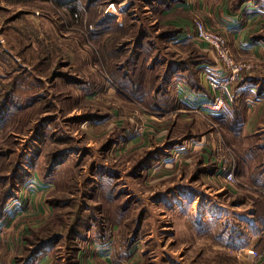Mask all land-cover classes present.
<instances>
[{
  "label": "rangeland",
  "instance_id": "rangeland-1",
  "mask_svg": "<svg viewBox=\"0 0 264 264\" xmlns=\"http://www.w3.org/2000/svg\"><path fill=\"white\" fill-rule=\"evenodd\" d=\"M63 1L0 0V40L31 74L4 78L16 65H8L0 47V103L16 78V98L4 102L11 116L17 112L0 134V190L25 177L6 202L18 209L14 223L0 231L13 241L2 245L20 248L21 259L58 234L45 247L50 264H79L76 252L81 260L88 257L84 250L92 264L94 257L101 261L98 254L108 255L110 264H264V0H206L208 12L191 20L195 41L186 43L156 38L175 26L167 22L182 9L164 13L167 7L162 12L157 1L151 7L124 0L127 24L137 23L151 43L146 65L156 58L171 72L168 64L188 59L191 69L202 54L200 65L214 66L215 73L198 65L201 91L214 99L209 80L229 81L230 114L201 108L191 97L184 105L173 100L168 111L153 110L121 93L114 84L119 73L108 72L100 54L111 32L89 29L110 3L121 25L119 0H99L85 10ZM196 22L221 40L241 68L237 75L215 43L197 39ZM118 45L123 56L139 50L129 34ZM39 53L48 57L45 73L32 65ZM32 93L39 96L26 101ZM150 97L161 102L153 91Z\"/></svg>",
  "mask_w": 264,
  "mask_h": 264
},
{
  "label": "trees",
  "instance_id": "trees-1",
  "mask_svg": "<svg viewBox=\"0 0 264 264\" xmlns=\"http://www.w3.org/2000/svg\"><path fill=\"white\" fill-rule=\"evenodd\" d=\"M29 0H17V2L23 3L28 2ZM99 0H67L66 2L69 3L70 8L72 10H75L79 7V5L84 6L86 9L88 7L97 4ZM154 1H157L158 3H161L163 5V0H146L147 4L151 7H154ZM167 7H170L181 0H167ZM59 2H65L63 0H59ZM105 2V1H103ZM119 6V10L121 13L125 16L126 20L124 19V22H122L121 25L115 24V20L113 18H104L99 17L98 19L94 20V24L97 28V30H100L103 33H109L110 37L106 40L104 44V48L101 49L100 54L102 53V62H104L105 67H108V72H118L117 75L118 81H116L115 86L116 89L119 90L121 93L125 94L126 96H129L130 98L136 100L140 104L147 105L149 108L153 110H164L168 111L171 109L173 98L171 93L166 90L167 86H169L171 79L173 76L177 74L178 79H182L187 84H189L193 89L198 90L200 89V85L198 84V71L201 63L205 61L202 59L201 55L199 54L197 59L190 61L191 63V69L188 66V59L187 62H178L176 63V66H174L173 62L172 64H168V69H171V72H169L168 76L165 77V72L162 70L161 66L158 65L157 62H155L151 66H147V61L150 59L151 53V43L149 41H146L145 31L140 26H137V23H128L127 19L129 18L128 14H126L127 8L129 7L128 2L124 4V0H119L117 2ZM166 5V4H165ZM180 32V29L175 26H166L165 30H163L159 35L156 36L159 40L167 43L168 41L172 40L173 37H175ZM132 35L133 42L136 48L139 50H134L133 52L127 54V56H123V54L126 52L124 49L119 48V41L120 39L125 35ZM176 43V42H174ZM27 48H25L26 50ZM141 49V51H140ZM125 51V52H124ZM147 58V59H146ZM189 58V57H188ZM204 58V56H203ZM48 57L47 54L42 55L39 53L37 57V63L34 62L35 67H41V70L43 73L44 71L48 69L49 64L44 66V63L47 61ZM146 59V60H145ZM208 60V59H207ZM206 60V61H207ZM147 64V65H146ZM161 67V68H160ZM194 69H193V68ZM34 69V68H33ZM45 69V70H44ZM188 73L184 74V72ZM34 71V70H33ZM174 72V75H172ZM172 73V74H171ZM171 74V76H169ZM29 72V77H30ZM39 81V80H38ZM40 82V81H39ZM115 82V81H114ZM12 86H9L8 89H6L2 102L0 103V130L3 131L4 127L13 119L17 112H14L15 114H10V109L7 108L8 105H5V102L11 94H13V86L15 84V80L11 81ZM3 91L4 90H1ZM151 91L156 93L157 101H161L156 103V101L150 97ZM33 94V93H32ZM37 95V94H36ZM39 95H37L38 97ZM29 96H26V101H32V97L28 98ZM16 98V97H15ZM151 98V99H150ZM153 100V101H152ZM12 108V107H11ZM16 108V107H15ZM60 157V155H57L52 158L51 164L52 167L55 166L56 160ZM15 170V169H14ZM13 170V171H14ZM27 175V174H26ZM25 175V176H26ZM19 181L12 186L11 190H0V219L4 216V209L6 202L10 200L13 191L17 190L19 187H21V184L25 180V177L23 180L20 181L21 178H17ZM17 188V189H16ZM259 221V220H258ZM260 221L264 222L263 216H261ZM56 238L60 239L59 235H56ZM55 238L48 237L44 238L39 241V243L36 244L34 249H32L28 254H26L24 257L22 256L21 259L14 258L16 264H34L33 262V256L36 255L41 250H44L48 244H51L52 241L55 243L58 239L54 240ZM2 246L0 242V247ZM25 250V253L27 251L26 245L23 247ZM23 251V252H24ZM24 253V254H25ZM77 254V252H76ZM76 258L75 254L71 255L70 263L74 261ZM18 259V261H17ZM76 262L72 263L75 264Z\"/></svg>",
  "mask_w": 264,
  "mask_h": 264
},
{
  "label": "crops",
  "instance_id": "crops-1",
  "mask_svg": "<svg viewBox=\"0 0 264 264\" xmlns=\"http://www.w3.org/2000/svg\"><path fill=\"white\" fill-rule=\"evenodd\" d=\"M206 3H207L206 0H186V1L181 0L180 2L174 4L170 7H167L168 6L167 3H166V5H162V7H160L161 8L160 10L162 12H164V9H165L164 7H167L166 9H168V10H165L164 13L169 12L175 8L183 10L182 15L177 16L176 19L174 18V19H171L167 22V23H170V22L175 23V26H178L180 29L179 34H177L175 37H173V39L170 40V42H177V43H180V42L184 43L185 42L186 43L187 41H193L194 40L193 39L194 38V30H193V25L191 24V20L193 19L194 16L200 14L201 12L204 14L208 12V10L206 8ZM221 8H222V6H221ZM222 10H223V12H225L224 7L222 8ZM211 12L213 13L212 8H211ZM213 14H215V13H213ZM227 16H229L230 19L236 18L235 15L227 14ZM16 18L17 17H15L14 20ZM213 18H214L213 16H210L209 20L214 22ZM7 22H12V19H9ZM167 23L165 22V24H167ZM173 23H171V24H173ZM193 44H196V46L199 47V45L197 43L194 42ZM0 47H1L2 53H4L6 56L7 55L10 56V57H8L9 58V62H8L9 64L8 65H11V66H13V64L16 65L7 72V74H10L9 76L4 75L3 77L6 78L7 80H9L16 73L17 74L21 73L24 76L29 77V71H30L28 68L29 66L27 67V65L25 63H20L19 59L16 58L17 56H14L13 55L14 53L12 52L13 53L12 54L5 47L3 40H0ZM156 61H157L156 58H152L150 60L149 66L153 65ZM199 67L206 74L208 73L210 75V74L215 73V67L212 65H210V66L209 65H199ZM32 71H31V73H32ZM168 74H169V72H166L165 77H167ZM1 76H2V74H1ZM18 77L19 76H17V78ZM175 78L177 79L176 75L173 76V78L171 79L170 84H169V87L171 89L170 93H172L171 95H172L173 100H175V102L176 101H177V103L181 102L184 105L185 100L188 97H191L190 99L193 103H203V102H206L208 99H210L209 97H207V96H209L208 95L209 92L206 91V94H205L203 91H201L202 87H204V86H203V82L200 80L201 79L200 74H198V79H199L198 84L200 85L201 89H198V90L193 89L189 84H187L182 79H179L181 81L178 82L175 80ZM14 80H16V78H14ZM36 80L41 81V78L36 76ZM259 94H261V93L259 90H257V96H259ZM13 96H14V94H11L9 96L10 97L9 99H13ZM28 96H29L28 98L32 97V99H34V98L37 99L36 94H29ZM14 97H16V96H14ZM183 99H185V100H183ZM185 111H187V110H185ZM91 121H92V119H91ZM1 132H2V130H0V134H1ZM17 209H18V206L8 208V206L5 205L4 216L2 217V219H0V231H1V228H3V226L6 224V222L8 220H10V223H14L15 220L14 221H12V220L15 217L14 211ZM44 210H45V208H44ZM43 211H42V213H43ZM4 235H5V238H3ZM4 235L0 236L1 244H2V242H9L10 243V241L11 242L13 241L11 235H9V234H4ZM8 247L9 248H7V249L5 248V245H2L0 247V264H16L14 258L17 256L16 254L19 253L18 251H21V250H20V248L19 249H12L10 245H8ZM48 250L49 249L46 248V249L41 250L38 253H36V255H34L32 257L34 264H50V253ZM85 254L88 257H85L81 260H80V254H78V253L76 254L77 259H78V263L79 264L80 263L92 264L91 258H89L90 255H89V253H87L86 250H84V254H82V255H85ZM99 257L101 258V261L99 259H97V257H94L93 264L94 263H96V264H110V259L108 258V255L106 257V256H102L101 254H98V258ZM95 258L97 261L95 260Z\"/></svg>",
  "mask_w": 264,
  "mask_h": 264
},
{
  "label": "built area",
  "instance_id": "built-area-1",
  "mask_svg": "<svg viewBox=\"0 0 264 264\" xmlns=\"http://www.w3.org/2000/svg\"><path fill=\"white\" fill-rule=\"evenodd\" d=\"M77 9L85 10V7L81 5ZM102 16L104 18L118 17L120 19V16L117 10L114 8L112 3L108 4L104 8ZM89 29L91 30V33L97 34L101 32L100 30H97L93 24L89 26ZM195 30L197 31V34H196L197 39H200L205 42L215 43V46L219 48V54H221L220 57L227 63L228 67L234 68L233 70V72L235 73L234 75H237L238 71L241 68L237 70L235 65L233 64V61L228 59L227 52H225V50L223 49V43L215 35V33H213L212 31L206 30L200 22H196ZM221 50L223 51L222 53H221ZM232 80H234V76L230 78V81ZM209 86H210V89L213 91L214 99L207 100L206 102L200 103L199 106L201 108L203 107L205 109H208L209 111L217 112L215 114H230V105L233 101V94L230 88L229 81L222 83V82H217L211 79L209 80ZM232 175H233L232 172H229L226 177L228 179H232ZM248 253L255 255V252L253 250H249Z\"/></svg>",
  "mask_w": 264,
  "mask_h": 264
}]
</instances>
